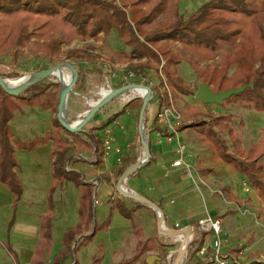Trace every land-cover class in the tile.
I'll return each instance as SVG.
<instances>
[{
  "label": "trees",
  "instance_id": "1",
  "mask_svg": "<svg viewBox=\"0 0 264 264\" xmlns=\"http://www.w3.org/2000/svg\"><path fill=\"white\" fill-rule=\"evenodd\" d=\"M180 1L119 0L117 3L107 0H0V56L12 53L16 60L18 50L22 49L36 59L45 58L60 63L61 58L66 56L64 46L76 40H98L101 35L107 37L116 31L130 50L129 54L118 53L122 64L126 60L129 62L127 72H134L138 84L143 83L150 73L158 80L157 87L152 90L160 94V106L151 118H146L145 124L148 133L158 132L164 137L172 135L163 130L159 115L166 109L175 108V102L181 95L191 94L184 88L185 82L178 72L185 60L192 65L201 84L209 85L215 93L253 84V88L248 87L243 93L224 101L220 107L225 113L214 112L209 105L201 110L187 103V111L183 115L193 119L195 124L182 127L179 132L193 128L203 143L212 142L224 162L234 165L236 171L253 180L264 205V135L257 143H251L247 150L244 149L242 140L236 136L230 124L232 117L227 110V106L233 102H247L249 108L264 113V0H211L188 18L181 14ZM78 58L85 60H81L85 66H77L79 73L76 84L88 72L103 74L105 69L102 64H98V56L89 54ZM217 58L219 63H216ZM134 62L137 63L132 64ZM208 62L213 63L209 65ZM46 69L43 67L34 73ZM232 69L234 72L230 74ZM107 78L112 84V76L107 75ZM55 86L46 79L17 96L6 93L0 87V183L7 186L16 202L23 194V184L16 172L19 168L17 150H34L46 144L53 146L51 158L54 182L50 188L49 209L40 217L39 243L31 264H46V257L51 253L52 196L62 183H73L81 191L79 222L65 233L63 249L52 264H65L67 258L81 245L79 243L73 249L77 237L89 232L93 225L94 231L86 237V241L92 240L98 231L109 229L110 224L109 220L102 225L94 222V184L89 183L79 171L67 169L72 158L79 157L82 152L92 151L97 157L96 164L102 162L104 147L99 134L87 136L84 133H68L75 138V143L71 145L63 136L65 130L55 118L54 131L29 143H15L11 121L17 112H22L24 106L58 113L61 92L50 90ZM123 114L124 110L113 116L104 127ZM199 117H207L210 122L198 121ZM214 128L228 134L231 146L218 138ZM149 144L151 148V142ZM78 161L84 162L83 159ZM129 167L128 164L122 166L120 176ZM127 200L137 207H143L136 201ZM109 202H113L112 198ZM115 207L131 221L134 235L138 237L135 255L116 264H147V255L158 250L156 239L143 240L142 229L137 225L133 211L119 201ZM205 237V233L198 231L195 242L188 248V261L204 246ZM241 250V247L231 248L227 256L238 254ZM100 262L101 258L94 264ZM208 264H211L210 261ZM251 264L264 262L254 261Z\"/></svg>",
  "mask_w": 264,
  "mask_h": 264
},
{
  "label": "rangeland",
  "instance_id": "2",
  "mask_svg": "<svg viewBox=\"0 0 264 264\" xmlns=\"http://www.w3.org/2000/svg\"><path fill=\"white\" fill-rule=\"evenodd\" d=\"M107 1H116L119 3V0ZM209 1L211 0H181L179 4L181 14L184 18H188ZM63 50L66 56L61 58L62 62L56 63L48 61L47 59L45 60V58L36 59L32 55H27L26 50L19 49L16 60H14V54L12 53L0 56V73L5 80L18 79L36 74L34 72L43 67L49 69L66 62L76 67L79 64L85 66V64H81V60L84 59L78 57H86L89 54L98 56L100 60L98 64H102L103 70H105L101 75L89 72L86 73L85 77L82 75L80 82L74 86L67 110L68 118L71 121H78L77 116L79 114L90 111L92 109L91 102L99 103L105 94L104 92L107 94L111 90H117L126 86L124 85V80L129 82L128 84L137 83L135 78L131 81L125 79H129V73L127 72L129 62H126V60L124 62L125 64H122L119 61L118 53L129 54L130 50L120 40L116 31L107 37L101 35L98 40L89 39L86 42L76 40L71 45L64 46ZM136 63L134 62L132 64ZM212 63L208 62L207 64L211 65ZM216 63H219V58H217ZM178 72L185 82L184 88L188 89L191 93L190 95H181L180 99L174 105L176 115L179 117L182 114L180 122L172 120L174 127L179 132L180 128L195 124L193 119L183 115L187 111V103L201 110H204L207 105L196 99L195 95L202 84L196 76L192 65L185 60L179 66ZM233 72L234 69L231 70L230 74ZM17 75L18 77H15ZM107 75L112 76V84L107 81ZM47 81L56 84L55 87L50 89L51 91H62V85L55 78L51 77ZM141 84L153 89L157 87L158 80L153 73H150ZM159 95L158 92H153L154 102H152L153 99L150 101L145 119L157 112L161 102ZM142 103V98L132 97L130 95L127 100H123V97L116 98L106 104L95 115L83 133L87 136L99 134L103 138L104 130L108 127L115 141L120 144L118 146L122 149V153L119 155L122 166L126 163L129 165L136 162L138 158L141 159L143 157L144 153L139 134V116ZM208 107L217 113L226 112L217 105H209ZM122 110H125L126 114L128 112L129 115H120L109 126L104 127L113 116ZM227 110L232 117L230 124L236 136L242 140L244 149L247 150L251 143H257L264 135V113L249 108L247 102H233L227 106ZM55 118H57V113L53 111L24 106L22 112L17 113L11 123L15 143H29L37 138L44 137L54 129ZM199 120L210 122L207 117H199ZM186 131L187 133L180 135L179 138H181L182 144L185 146L190 144L194 145L193 152L196 155L197 162V171L193 169L191 164L190 166L186 165L184 168L185 176H187L189 181L186 185V191L193 189L194 195L191 198L198 199L197 206L204 211L202 220L210 217L221 221L222 233L220 239L223 242L222 254H227L231 248L241 247L242 250L238 254L229 257L239 264H251L254 261L264 262V205L259 198V191L255 187L253 180L236 171L234 165L224 162L219 157L214 144L210 141L203 143L202 138L195 129L189 128ZM214 131L221 141L231 146V141L227 133H222L216 128H214ZM146 132L148 138L150 137L149 142H151L153 149L159 146L157 141H161L162 143L159 146L160 150L167 149L165 139L159 138L155 132L148 133L147 129ZM167 133L170 134L169 132ZM63 136L71 145L75 143V138L68 134V132L64 131ZM176 143L177 141L173 143V147ZM200 148H204L206 152L203 153L199 150ZM51 153V144L39 146L34 150H17L16 158L21 170L20 172L16 170V172L23 184V194L18 202L13 198L11 205H0V264H23L18 256V247L30 249L33 245L39 243L38 237L33 239L31 235L27 234L25 227L36 224L40 228L39 216L42 212V215H44L49 209L50 188L54 182ZM201 157H204V164L201 161ZM168 158L172 161L174 157L170 155ZM79 159L85 160L84 162H79ZM96 161L97 157L94 152H82L79 157L72 158L67 169H78L80 173L85 175V179L88 182L93 180L95 176H98L97 173L99 171L104 172L107 169L108 173L106 175L108 179H105L104 183L106 182L112 188L113 202H109L111 196L108 193L109 189L106 186H102L96 195L99 204H94L95 195L93 196V209L94 222L102 225L105 221L109 220V229L98 231L87 245H84L87 242L85 240L86 238L83 237L85 234L77 237V244L75 247L73 245V249H76L79 243L81 245L76 252L67 258L65 264H74L76 262L78 264H94L96 259L99 258H101L100 264H114V254L116 251H119L118 259H116L118 263L131 259L135 254L134 247L135 242L138 241V237L134 235L131 221L123 216L115 207L117 201H124L123 203L129 209L132 208V204L136 206L135 203L128 201L117 192L116 186L120 178L119 169L122 167L119 164L121 163L119 161L117 162L114 157L99 165L92 163ZM191 161V163L195 162L194 159ZM142 170L140 169L138 173ZM144 172L143 170L140 174ZM164 175L160 171V176L164 177ZM102 176L103 174H101ZM109 176L113 181L112 184L109 183ZM209 176L213 179L210 180ZM130 179L131 184H134L135 181L139 180V176L137 174ZM141 183L139 181L138 184ZM244 184L249 187L248 192L245 191ZM149 186H153L152 188L159 193L160 189L158 188L160 187L158 185L150 184ZM146 188L147 186H144L142 190L145 191ZM125 189L127 188L125 187ZM52 200L54 203L52 222L53 245L50 255L46 257V264H52L55 256L63 249L65 233L69 228L75 227L79 222L81 191L75 184L65 182L58 186L52 196ZM179 201H182L180 194L176 193L167 202L173 206ZM139 208L135 214V221L142 229V237L144 239L145 237H154L158 241L157 252L150 253L158 257V259L150 264H174L177 254L173 255L170 262L168 257L170 253L178 250L181 243L176 242L175 238L160 236L158 234L156 214L154 215L152 213L151 215L148 208ZM176 220H179L178 217H174L172 219L173 224H170L165 219L166 227L173 229ZM199 221L201 220L196 218L190 224L193 228V235L198 234L197 224ZM17 225H22L19 228L22 232L16 230ZM216 238L212 233L207 234L205 237L206 245L209 246ZM188 256L189 253L183 264H196L197 257L202 264L205 261L198 254L196 255L197 257L195 256L188 261ZM212 256L213 252L209 248L207 258L211 259Z\"/></svg>",
  "mask_w": 264,
  "mask_h": 264
},
{
  "label": "crops",
  "instance_id": "3",
  "mask_svg": "<svg viewBox=\"0 0 264 264\" xmlns=\"http://www.w3.org/2000/svg\"><path fill=\"white\" fill-rule=\"evenodd\" d=\"M17 113H19V112H17ZM125 114H126V111H125ZM126 115H129L128 112H127ZM151 117H149V118H151ZM11 123H12V121H11ZM160 125L163 127V130H165L166 132H168L166 130V127H164L162 124H160ZM52 131H54V129ZM155 133L157 134V136L159 138L165 139L166 144H167L166 145L167 146V149H165V150H162V149L160 150L159 149V146L162 145L161 141H157V144L159 145V146H157V148L154 147V149H153V146L151 145V155H152L151 156V162L150 163H146L141 168L145 172L143 174H140L141 172H143V170L141 172H139V173L137 171L131 177L136 176L138 174L139 180L135 181L134 184H131V179H130L131 177H130L127 180V182L125 183V187L127 188V190L129 192L134 193V194H137V195L144 196L146 198H149L153 202H155L162 209V211H163V213L165 215V219L168 220L170 224H173L172 223V219H174V217H178L179 220H176L174 226L177 223L180 225V227L190 226V224H191L192 221H194L196 218H199V220H202L203 219V215H204V211H202L197 206L198 199L195 200V199L191 198L192 195H194L193 189H191V191H186L187 190L186 189L187 188L186 185L188 184L189 181L187 179V176H185V171H184L185 170L184 169L185 166L186 165H189L190 166V164H191V166L193 167V169H195V171H197V168H196V166H197L196 165V163H197L196 162V155L193 152L194 151V149H193L194 148V145L193 144L186 145L187 150H186V153H185V155L183 157L184 165H182L180 167H174L173 166V163L175 161H177L181 157L180 154L178 153L180 142L182 143L181 138H179V139L178 138H173V140L171 142H169V140H168L167 137L164 138V136L162 137V135L161 134L159 135L158 132H155ZM186 133H187V131L181 132V133H179V136L180 135H185ZM14 140H15V136H14ZM175 141H177L178 144L176 143L174 145V147H173V143H175ZM118 145L120 146V144L115 141V146H118ZM199 150L202 151L203 153L206 152V150L204 148H200ZM52 151H53V146H52ZM195 151H196V149H195ZM188 154H191V155H188ZM170 155L174 157L172 161L168 158ZM110 156L111 157H114L115 160L118 162L119 155L112 154ZM109 159H104V157H103L102 162H107V161H109ZM139 159L140 158H138L137 161H139ZM192 159L195 160L194 163H191L192 162L191 161ZM203 159H204V157H201V161L204 164ZM51 161L53 163L52 158H51ZM88 162H91V161H88ZM136 162L131 163L129 165L132 166ZM92 163H97V161L96 162H92ZM97 165H99V164H97ZM119 165L122 166V163L119 164ZM92 167H95V166H92ZM16 170L18 172H20L21 167L19 166V168H17ZM73 170H75V169H73ZM77 171H79V170L77 169ZM160 171L165 174L164 177H161L160 176ZM52 172H53V168H52ZM106 173H108L107 169L104 172L99 171L97 173L98 176H95L93 178V180H90L89 182H92L94 184V186H95L94 193H95V190L96 189L99 192V190L101 189L102 186H106V188L109 189L108 193L111 195L110 198H112V194H113L112 193V188L106 182L104 183V180L105 179L106 180L108 179ZM101 174H103L102 177H101ZM141 175H142V177H141ZM83 176L85 178V175H83ZM209 177H210V180L213 179L211 176H209ZM209 177H206V178H209ZM139 181H141L142 183L141 184H138ZM109 183H111V184L113 183L112 179H110V176H109ZM96 184H97V186H96ZM150 184H152V185H158L160 187V188H158V189H160L159 193H157V190H154L152 188L153 186L152 187L149 186ZM144 186H147V188L145 189V191L142 190V188H144ZM176 193H179L180 194V199L182 201H179L178 203H175L172 206L167 201L169 200V198L171 196H174ZM13 198H15V197L9 191V189L7 188V186H5V185H3V184L0 183V205H8V206L11 205ZM123 202H121V203H123ZM143 208H148L150 210L149 213L151 215H152V213L155 215V212L151 208H149V207H147L145 205H143ZM130 209L133 211V215L135 217V214L137 213L138 209H140V208L137 207V206H134L132 204V208H130ZM143 210L145 211V209H143ZM42 214H43V212H42ZM41 215L39 217H41ZM38 220H39V224H40V219H38ZM21 226L22 225H17V229L16 230L18 232H22V230L19 229V228H21ZM25 230H26L27 234H29V235L32 236L33 239H36V237H38V241H39L40 228L36 224L34 226H31V225L26 226L25 227ZM93 231H94V225L92 226V228L90 229L89 232H87V233H85V235H83V237L86 238L87 236L91 235L93 233ZM148 238H150V237H145V239L143 238V240H146ZM152 238H154V237H152ZM196 238H197V235L194 234L193 242H195ZM90 241H87L84 245H87ZM137 243H138V241L135 242V247H134L135 248V253H136ZM37 244L36 245H33L30 249H25L23 247H18V249H17L18 250L17 252L19 254L18 256L20 257L21 262L23 264H31L32 263V260H33V257H34V253H35V250H36V247H37ZM127 244H128V242H127ZM157 246H158V241H157ZM222 249H223V246L221 248V253H222ZM118 252L119 251H116L115 254H114L115 255V258H114L115 259V262H114V264L118 263L117 260H116V259H118ZM150 255L151 254L149 253L147 256H150ZM225 255H228V253L225 254ZM48 263H50V262H48ZM196 264H202V262L200 261V259L198 257L196 258Z\"/></svg>",
  "mask_w": 264,
  "mask_h": 264
},
{
  "label": "water",
  "instance_id": "4",
  "mask_svg": "<svg viewBox=\"0 0 264 264\" xmlns=\"http://www.w3.org/2000/svg\"><path fill=\"white\" fill-rule=\"evenodd\" d=\"M63 67H66L68 69H70L73 73H74V78L72 80L71 85L69 86L68 89H64L62 88L61 91V96H60V103L58 106V113H57V119L60 122V126L68 133L71 134H77V133H83L84 132V128L86 127V125L92 121V119L95 117V115L108 103H110L111 101L115 100L116 98H118L121 93H123L124 91L128 90V89H134V88H140L143 90L148 91L149 96L142 98L143 99V103H142V108L140 111V116H139V134H140V138L142 141V145H143V149H144V153H143V157L134 165L130 166L118 179L117 182V192L124 197L125 199H131L133 201H136L137 203H140L142 205H145L149 208H151L157 217V228H158V234L160 236H164V237H170V238H176L179 235L185 234L184 237V246H182L181 248H178V250L176 252H172L169 254L168 260L170 262L171 258L173 257L174 254H177V258L174 262V264H183L184 260L187 257V254L189 253L188 248L190 246V244L192 243V238H191V234L193 235V228L191 226H187L185 228L182 229H171L166 227V222H165V215L162 211V209L152 200H150L149 198H146L144 196L141 195H137L134 193L129 192L127 189L126 192H123V188H125V183L127 182V180L133 175L135 174L137 171H139L146 163H148L151 159V148H150V144H149V138L147 136V132H146V124H145V116L147 114V109L148 106L150 104V101L153 99V90L148 87L147 85L144 84H138V83H131L128 84L126 86H123L117 90H112L109 92L108 95H106L102 101H99V103H96L95 105H91L92 109L90 111H86L82 114H79L77 116V119L79 121V123L77 125H73L71 122V120L68 118L67 115V111L65 112V109L68 110L69 107V100L70 97L73 93L74 90V86L76 85L77 79H78V68L70 63H61L58 64L54 67H51L49 69L43 70L41 72H38L35 74V78L32 80V82L27 83L23 88H21L18 91H12L7 89L6 85H5V79L1 76L0 74V87L8 94L10 95H19L21 93H23L25 90H27L30 86L51 78V76L57 71L62 69ZM248 87L253 88L254 85H244L239 89H229L225 92H218L215 93L213 91V88L210 87L209 85L203 84L199 87L197 93H196V99H198L199 101H201L203 104L205 105H217V106H221L225 100H228L230 97L234 96V95H238L243 93ZM67 97H69L68 102ZM67 106V108H65ZM92 183V182H89ZM97 186V184H96ZM98 190H95V197H94V204H97V199H96V195H97ZM193 237V236H192ZM77 241L74 244V247L76 246ZM156 259H158V257L154 256V255H150L146 258V262L147 264H150L151 262L155 261Z\"/></svg>",
  "mask_w": 264,
  "mask_h": 264
},
{
  "label": "built area",
  "instance_id": "5",
  "mask_svg": "<svg viewBox=\"0 0 264 264\" xmlns=\"http://www.w3.org/2000/svg\"><path fill=\"white\" fill-rule=\"evenodd\" d=\"M134 78L136 80L135 74L129 72V79L128 78H125V79L127 81L129 80L131 81ZM107 81L109 82L108 78H107ZM128 83L129 82H126L124 80V85H128ZM172 120L174 121L176 120L177 122H180L181 120V116L179 115L178 117L176 115L174 108L166 109L164 112H162L159 115V123L162 124L164 127H166V130L172 135L168 137L169 142H171L173 138L179 139V132L177 128L174 127ZM103 147H104V159H106L112 154L121 155L122 153V149L119 146H115V139L111 133V130L108 127L105 128L104 130ZM186 150H187L186 146L180 142L178 153L180 154L181 157L173 163L174 167H180L184 165L183 157L186 153ZM118 161L119 163H121V159H119ZM244 186H245V191L248 192L249 187L246 184H244ZM97 204H98V201H97ZM182 228H185V227H180V225L177 223L173 229H182ZM197 230L200 231L201 233H205L206 235L212 233L217 237L213 241V243L210 244L209 246L204 244V246L197 253L202 259H205V261H203V264H208L209 261L211 264H239L237 261H234V259L230 258L227 255H223L221 253V248L223 244L222 240L220 239V235L222 233L221 221L209 217L208 219L199 221ZM209 248H211L213 252V256L211 259L207 258Z\"/></svg>",
  "mask_w": 264,
  "mask_h": 264
},
{
  "label": "bare ground",
  "instance_id": "6",
  "mask_svg": "<svg viewBox=\"0 0 264 264\" xmlns=\"http://www.w3.org/2000/svg\"><path fill=\"white\" fill-rule=\"evenodd\" d=\"M69 71L70 70H68L66 67H63L62 69L57 70L51 77L55 78L62 85V88L68 89L74 78V73L72 71L70 72ZM34 78H35V74H32L27 77L18 78V79H9V80H5V85L7 89L9 90L18 91L21 88H23L27 83L32 82ZM104 93H105L104 96H102L103 98L109 94V93L106 94V92ZM129 95L132 97L145 98L149 96V93L146 90H143L140 88H134V89H128L124 91L123 93H121L119 97H123V100H127L129 98ZM102 99L100 101H102ZM68 100H69V97H67L66 101L68 102ZM96 103L97 102H91V105H95ZM65 108H67V106ZM66 111L67 110L65 109V112ZM71 123L73 125H77L79 121L76 120V121H72ZM122 190L123 192L127 191L125 188H123ZM192 236L193 235L191 234V238L193 239ZM184 237H185V234H182L175 238L176 242L181 243V246L179 248H181L185 244Z\"/></svg>",
  "mask_w": 264,
  "mask_h": 264
}]
</instances>
